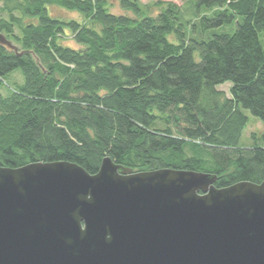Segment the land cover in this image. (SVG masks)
I'll return each mask as SVG.
<instances>
[{
    "label": "trees",
    "instance_id": "16d2710c",
    "mask_svg": "<svg viewBox=\"0 0 264 264\" xmlns=\"http://www.w3.org/2000/svg\"><path fill=\"white\" fill-rule=\"evenodd\" d=\"M117 1L136 17L109 0H3L0 32L21 54L0 46V86L19 69L24 82L0 92V165L69 161L95 174L109 156L135 172L216 174L218 188L264 181V133L240 146L245 110L264 125V0H190L200 39L174 2L151 15ZM52 5L86 22L52 17ZM67 30L80 48L63 45Z\"/></svg>",
    "mask_w": 264,
    "mask_h": 264
},
{
    "label": "water",
    "instance_id": "95a60500",
    "mask_svg": "<svg viewBox=\"0 0 264 264\" xmlns=\"http://www.w3.org/2000/svg\"><path fill=\"white\" fill-rule=\"evenodd\" d=\"M0 46L20 55L0 32ZM103 158L0 165V264H264V181Z\"/></svg>",
    "mask_w": 264,
    "mask_h": 264
},
{
    "label": "rangeland",
    "instance_id": "374dc122",
    "mask_svg": "<svg viewBox=\"0 0 264 264\" xmlns=\"http://www.w3.org/2000/svg\"><path fill=\"white\" fill-rule=\"evenodd\" d=\"M136 1L140 3L141 7L143 8L145 12L151 15H156L158 13V8L154 5L156 2L158 1L174 2L182 8L185 23L189 21L188 25H186L187 29L189 30L188 36L198 38V39L207 36L206 34H202L200 32L199 33L192 32V24L198 22L200 14H195L193 9H191L192 5L190 4V0H136ZM109 2L111 4L109 6V12L115 13V14H126L131 17H136V15L132 11L123 9L119 1L109 0ZM2 4H3V0H0V7L2 6ZM48 12L52 17L63 18L65 20L74 19L81 23L86 22V19L84 18V16L78 11H70L65 8L52 5L48 7ZM207 12L209 13L210 11H207ZM234 30H235L234 26L233 27L223 26L215 31L216 32H233ZM170 38L173 39L174 37L171 36ZM261 39L263 41V47H264V36H262ZM61 41L63 45L65 46H69L72 48L81 47V45H79L75 41V39L73 38V34L69 30L66 31V34L61 39ZM23 82H24V76L22 74V71L20 69L16 70L15 72L11 73L4 79L5 86L4 87L0 86V92L3 95H7L9 87H14L15 83L22 84ZM231 85H232L231 82H226L218 86V90L223 91L227 97H230L231 96V93H230ZM244 112L249 117V122L243 131L242 138L240 141V146L251 147L256 142V139L261 137V135L264 133V125L262 121L256 116H254L250 111L245 110Z\"/></svg>",
    "mask_w": 264,
    "mask_h": 264
}]
</instances>
